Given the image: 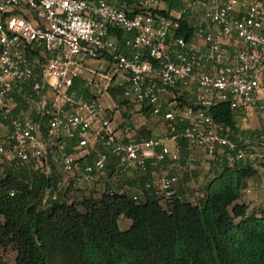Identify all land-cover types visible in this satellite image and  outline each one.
Returning <instances> with one entry per match:
<instances>
[{"label":"built area","instance_id":"1","mask_svg":"<svg viewBox=\"0 0 264 264\" xmlns=\"http://www.w3.org/2000/svg\"><path fill=\"white\" fill-rule=\"evenodd\" d=\"M119 1L0 0V165L59 172V191L106 183L111 166L150 173L145 190L169 199L180 139L230 167L264 162V0H170L169 16L144 11L167 10L158 0ZM113 89L164 134L130 137L131 118L99 102ZM222 104L246 127L217 122Z\"/></svg>","mask_w":264,"mask_h":264},{"label":"trees","instance_id":"2","mask_svg":"<svg viewBox=\"0 0 264 264\" xmlns=\"http://www.w3.org/2000/svg\"><path fill=\"white\" fill-rule=\"evenodd\" d=\"M134 1L127 0V7L119 1L118 6L128 10ZM158 1L167 10L144 11L169 16L178 8L170 0ZM180 33L191 35L185 23ZM111 96L123 99V90L113 89ZM213 116L239 131L227 105L217 107ZM178 148L177 164L191 162L183 139ZM210 166L196 201L179 176L167 199L161 190H145L150 173L132 181L116 176L111 166L100 198L84 192L77 202L66 188L59 191L56 172L47 177L26 167L0 165V251L13 248L17 264H264V208L250 211L242 202L248 181L264 162L230 167L211 160ZM48 190L58 198L45 205ZM121 218L131 221L125 231ZM0 264H6L1 253Z\"/></svg>","mask_w":264,"mask_h":264},{"label":"rangeland","instance_id":"3","mask_svg":"<svg viewBox=\"0 0 264 264\" xmlns=\"http://www.w3.org/2000/svg\"><path fill=\"white\" fill-rule=\"evenodd\" d=\"M161 8H164V6H162ZM101 67L102 69H106L107 65L102 64ZM84 88L85 87H83V89ZM99 102L102 104L104 108L111 109V110H115L116 105H118L120 108L118 109L119 112H117V120L119 116L121 120V116L125 118V116L127 117L128 115L124 113L123 106L125 104L123 103V99L120 97H116L115 99H113L111 95L104 94L103 96L99 98ZM139 118L140 117H135L136 124H140ZM160 123H162V120L158 118H153L149 122L150 127L151 126L153 127L156 124H160ZM250 123L253 127H257V122H255V120H253V122H250ZM246 125L247 124L245 122L238 120L239 128L243 129L246 127ZM163 134H159V135L162 136ZM210 164H211V159L202 150H197V151L192 152L191 162H188V163L185 162L183 165L180 164V167L182 168V174L188 173L190 175L191 172H197V177L195 178L190 177V179L187 182V183H190V185L187 188L189 190V194L191 197H193L195 201L200 199L201 192H202V186L206 182V175L211 170ZM56 173L58 174V178L62 177L61 173L59 172H56ZM252 180L253 179L249 181L252 182ZM105 187H106L105 183H100L97 186H94L93 188H89L87 191H84V190L81 191L76 188H73L69 191V199L71 201L76 199L77 202H79L82 200L83 198L82 193L84 192H86L88 195L94 196V198H100ZM249 199H250V196H247L244 198L245 201L246 200L249 201ZM249 204H250V211H253L259 208V206L252 205L254 204V202L250 201ZM130 225H131V221L128 219L121 218V220L119 221V226L122 231L127 230L130 227ZM0 253L3 255V259L6 262V264H17V252L13 248L10 247L5 251L1 250Z\"/></svg>","mask_w":264,"mask_h":264},{"label":"crops","instance_id":"4","mask_svg":"<svg viewBox=\"0 0 264 264\" xmlns=\"http://www.w3.org/2000/svg\"><path fill=\"white\" fill-rule=\"evenodd\" d=\"M131 118L132 122V133L130 137L140 138V137H156L160 136L159 134H163L165 132L163 127V121L160 124H156L155 126L150 127V120L151 118L149 114L145 111H142L139 106H134L129 108L128 116ZM135 117H140L139 122L140 124H136ZM158 121V120H157ZM185 158V156H184ZM169 174L177 175L181 179L185 180L186 186H189L190 183H187L190 177L195 178L197 177V172H191L189 175L188 173L182 174V168L180 164L172 165L168 171ZM139 176L133 175L130 177V180L136 181ZM250 196L249 201L244 200L245 197ZM254 202L252 205L259 206V208H264V168H261L259 174L256 178L252 180V182L248 181L246 185V189L244 190V195L242 198V202L249 204V202ZM263 206V207H262ZM253 208V207H252Z\"/></svg>","mask_w":264,"mask_h":264}]
</instances>
